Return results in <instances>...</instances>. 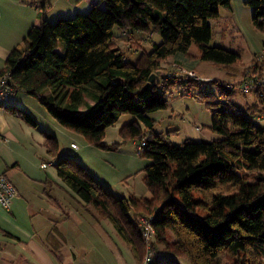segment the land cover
I'll use <instances>...</instances> for the list:
<instances>
[{
  "label": "trees",
  "instance_id": "16d2710c",
  "mask_svg": "<svg viewBox=\"0 0 264 264\" xmlns=\"http://www.w3.org/2000/svg\"><path fill=\"white\" fill-rule=\"evenodd\" d=\"M99 2L105 9L94 5L87 14L52 24L42 16L10 51L0 77L9 75L15 94L35 98L57 124L91 146L117 149L145 138L142 156L149 164L143 182L150 196L115 197L80 163L59 156L57 139L46 134L44 147L53 159L48 163L84 208L114 227L136 264L145 254L135 224L139 215L154 216V245L164 253H157L151 264H179L180 258L191 264H264V87L242 88L244 82L264 77V50L238 85L177 75L166 70L168 59L192 58V46L201 60L238 65L239 54L209 46V20L218 19L221 8L230 9V0ZM244 4L252 9L254 26L264 32V0ZM115 28L153 32L161 41L135 63L127 62L114 43ZM158 70L166 74L145 89ZM180 83L194 89V98L210 112L211 123L204 128L216 137L212 141L186 140L176 146L171 132L154 129L157 121L149 114L167 109V95ZM235 91L244 98L252 94V102L238 105ZM0 108L37 126L22 109L10 104ZM123 115L133 120L120 128L121 141L104 145L107 128Z\"/></svg>",
  "mask_w": 264,
  "mask_h": 264
},
{
  "label": "rangeland",
  "instance_id": "374dc122",
  "mask_svg": "<svg viewBox=\"0 0 264 264\" xmlns=\"http://www.w3.org/2000/svg\"><path fill=\"white\" fill-rule=\"evenodd\" d=\"M38 1L36 5L40 15L39 17L41 18L43 16L48 24H52L59 19L72 18L76 14H87L94 5L105 9V4L98 2V0ZM244 1L245 0H230V9L221 8L219 18L209 20L212 29V39L209 46H217L239 54L240 62L237 66H223L215 64L212 61L201 60L198 57L197 48L192 46L189 50L192 54V58L182 60L179 62L180 64L165 66L166 70L169 71L170 68L174 70L177 65H180L181 68L186 70H195L187 67V65H191L196 68L195 72L197 76L205 82L216 79L235 82L234 84L236 85L240 84L244 79L242 73L246 71L248 67L252 66L256 60L261 58L264 50V32L254 26L252 21V9L246 6ZM44 4L45 10L43 9L44 15H42V6ZM114 35L115 45L122 50V52L126 53L125 60L131 63H135L142 52H151L153 43L159 44L161 41L160 36L153 32L148 35L146 32L142 31L122 32L118 28H115ZM258 79L264 80V77ZM206 86L205 84L204 88ZM194 91V89L189 91L188 88L183 87L181 83L178 84L172 89V92L167 95L169 103L167 109L149 114L151 118L157 121L155 125L156 131H162L163 133L171 132V138H169L173 145L181 146L186 140L191 142H207L205 141L201 128H203L205 124L210 125L211 114L205 109L202 103L194 98ZM216 92L215 89V93ZM15 96L16 100L19 101L18 104H6L24 110L34 118L38 124V127L35 128L28 126L19 115L13 114L7 110L4 111L0 108V115L2 111H4L20 119L12 118L16 119V124H11L13 130H10V134L12 137L6 136V138L12 148L9 156L17 161L21 167L30 168L33 174L42 180L49 178V176L52 178L55 177L58 180L53 165H49L45 170L40 169L42 161L45 160L46 162H50L52 160L43 146L44 138H42V133L44 132L57 139L58 155L64 154L65 157H70L78 163L82 162V158L84 164H87L96 177L109 187V190H111L115 197H122V194L124 196L134 195L138 198L150 196L143 182L145 176L143 169L149 164V161L142 156L144 151L142 153L138 152V141L131 140L121 144L118 150L112 149L115 152L113 159H110L107 154L103 155L100 153L99 155V152L96 151H100V148L89 145L83 136L62 128L35 98L23 93H17ZM252 97V94H248L247 97L244 98L238 91L233 93V101L240 106L251 103ZM132 120L133 118L130 115H123L116 127L120 128L124 124L130 123ZM3 124H5L3 130H6V123L0 120V127ZM260 124L264 126V121H261ZM119 131L120 130L117 128H110L107 131L108 137L110 138L112 135L114 140H117L120 137ZM68 135L79 138L71 139ZM71 142H74V144L79 147L78 151H71ZM86 146L90 147L91 150H85ZM43 150L45 151L44 153H42ZM69 153L75 157H72ZM51 188L61 190L55 184H53ZM71 194L73 196L69 195L66 199L68 201L71 199L72 202V200L76 198L73 193ZM88 210H91V214H94L92 208H88L87 211ZM71 215L72 211L70 216ZM96 218L99 219L97 216ZM95 228L96 235H94V237L87 235L85 246L81 243L80 245L78 244V247H75L77 248V255L80 256L81 253L82 255L85 254L87 264H136L134 260H132L127 246L119 238L116 230L108 221L101 219V224L98 226L96 225ZM81 240L85 241L84 238ZM69 248L71 249V245H69ZM155 250L157 253H161L160 247L156 246ZM89 258H99L100 262L96 263L94 261H89ZM179 264L191 263L187 258H180Z\"/></svg>",
  "mask_w": 264,
  "mask_h": 264
},
{
  "label": "crops",
  "instance_id": "0c3cea01",
  "mask_svg": "<svg viewBox=\"0 0 264 264\" xmlns=\"http://www.w3.org/2000/svg\"><path fill=\"white\" fill-rule=\"evenodd\" d=\"M37 2L39 1H0V70L3 68L10 51L22 42L33 26L40 24L41 19L37 11ZM182 60H186V58L181 56L170 58L166 66L180 64L179 62ZM187 67L196 70L194 66L187 65ZM15 95L10 104L19 103ZM1 109L5 111L4 108ZM4 111L0 115V120L6 123L7 129L3 130L5 126L3 124L0 127V136L5 138L6 136L12 137L10 134V130H13L11 124H16L15 120L20 119ZM117 124L118 122L107 128L103 140L104 145L109 147L121 141L120 137L114 140L112 135L109 138L107 134L110 128L120 130L121 127H116ZM208 125L205 124L201 128L203 131H201L203 132L205 141L210 142L216 137L204 128ZM36 127H38V124ZM45 135L43 132L42 138ZM68 136L71 139L79 138L72 135ZM71 144H74V142L70 143L71 151H78L79 147L77 146L78 148L73 149L71 148ZM10 145L7 138L5 141L0 140V171L4 172L16 187L18 197L12 201L9 209H4L0 205V264H87L85 254L82 255L81 253L80 256L77 255V248L75 247H78V244L80 245L81 243L85 246L87 235L93 237L96 235L95 227L101 224V219H97L96 215H94L95 213L91 214V210L87 211L88 208H84L76 196V199L72 200V202L71 199L68 201L66 198L69 195L71 196L72 192L63 187L64 185L59 178L57 180L55 177L49 176V178L42 180L36 177L30 168L21 167L17 161L9 156L12 151ZM120 147L114 150H118ZM85 150L89 151L91 149L86 146ZM114 150L112 148H100V151L96 152H99V155L100 153L103 155L107 154L110 159H113ZM45 151L43 150L42 153ZM69 155L75 157L70 153ZM59 156H64V154H60ZM81 161L80 164L95 178L96 175L92 172L91 168L87 164H84L82 158ZM45 162L44 160L41 164ZM41 164L40 169L45 170L41 168ZM97 180L103 184L98 178ZM53 184L61 190L51 188ZM103 185L108 187L105 184ZM128 196L122 194V197ZM71 211L72 215L70 216ZM98 230L100 231L99 228ZM83 238L85 241L81 240ZM69 245H71V249ZM163 255L164 253H162ZM88 260L96 263L100 262L99 258H89Z\"/></svg>",
  "mask_w": 264,
  "mask_h": 264
},
{
  "label": "built area",
  "instance_id": "2783aa9c",
  "mask_svg": "<svg viewBox=\"0 0 264 264\" xmlns=\"http://www.w3.org/2000/svg\"><path fill=\"white\" fill-rule=\"evenodd\" d=\"M174 73L177 75H185L186 77L196 78L201 80L195 70H186L181 67H176L174 69ZM10 77L7 74H4L0 77V106L2 104L10 103L15 95L13 88L9 84ZM254 86H263V79H251L242 84V88L244 90L253 88ZM1 141H5L6 138L0 136ZM146 147V139L143 138L137 147L138 152L142 153ZM71 148H78L76 144H71ZM50 163H42L41 168L46 169ZM18 197V191L16 187L11 183L8 179L7 175L0 171V205L4 209H9L12 201ZM154 216L153 215H139L135 219V224L138 227L140 234L142 236L144 246H145V254L143 256L142 262L140 264H151L155 257L157 256V252L154 247V239H155V227H154Z\"/></svg>",
  "mask_w": 264,
  "mask_h": 264
},
{
  "label": "water",
  "instance_id": "95a60500",
  "mask_svg": "<svg viewBox=\"0 0 264 264\" xmlns=\"http://www.w3.org/2000/svg\"><path fill=\"white\" fill-rule=\"evenodd\" d=\"M165 74H166V72L163 71V70H158L155 73L151 74L150 77H149V79H148V82L146 83V85H145L144 88L145 89H148L149 86H150V84L155 81V79H156L157 76H164Z\"/></svg>",
  "mask_w": 264,
  "mask_h": 264
}]
</instances>
